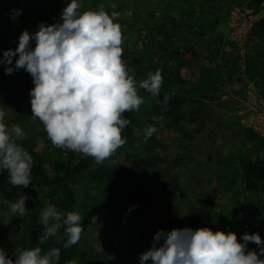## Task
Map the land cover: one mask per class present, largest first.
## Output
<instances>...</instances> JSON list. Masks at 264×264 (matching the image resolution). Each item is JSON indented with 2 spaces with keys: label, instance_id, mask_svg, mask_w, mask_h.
I'll return each mask as SVG.
<instances>
[{
  "label": "trees",
  "instance_id": "1",
  "mask_svg": "<svg viewBox=\"0 0 264 264\" xmlns=\"http://www.w3.org/2000/svg\"><path fill=\"white\" fill-rule=\"evenodd\" d=\"M61 1L64 2V9L69 0ZM88 1L77 0L79 10L103 8L109 15L118 14L114 22L120 24L123 37L129 30L135 32V17L143 24L140 50L136 47L137 52L123 51L122 56L129 74L137 82V92L143 103L138 110L123 114L129 121L122 130L126 143L103 162L98 163L90 156L54 147L44 130L36 143L31 139L23 147L32 157V182L27 188L12 187L18 196L23 194L29 197L25 203L28 211L24 219L29 240L24 244L29 249L39 246L42 253L59 248L58 264H70L71 261H76V264H105L112 240H105L101 251L82 249L91 223L89 211L92 216L103 214L100 209H104L107 217L117 214L124 220L132 218L141 229L137 236L138 248L147 251L152 247L154 235L164 226L172 224L159 205L167 196L183 195L177 175L170 166H164L167 163L164 159L153 153V141L148 146L140 145L142 140L139 134L151 125L163 124L164 128L189 140L192 135L188 134V127L193 128L194 135L206 129L210 113L205 102L213 100L216 94L224 97L236 93L244 83L240 71L241 57L229 40V33L226 37L231 9L244 7L258 13L264 0ZM113 1H118L121 6L122 1H127L130 8L123 7L125 10L123 12L122 9L121 14L115 7L117 12H114ZM136 2L139 6H136ZM54 17L55 14L47 12L37 13L32 17L35 24L29 33L38 31L40 23L51 25ZM0 38L9 40L11 37L0 35ZM18 42L12 40L11 44L0 46V60L5 51H15ZM248 44L250 52L245 64L254 86H258L264 79V17L254 23ZM31 46L35 47L34 41ZM212 57L216 63L209 72L193 81L183 77L182 71L191 68L193 61ZM17 58L13 57L12 65L8 67H14ZM4 68L5 65L0 63V73H3L0 76V109L5 112L3 122L11 112L22 111L24 105L30 103L29 93L34 87L31 76L23 69H14L13 74L8 75ZM156 70H160L163 77L157 98L139 88V82L146 79L149 72ZM165 96L168 97L167 103ZM242 135L245 144L249 145L252 158L241 170H232L224 164L221 166L216 189L225 199L220 209L212 211L214 204H210L211 210L206 218L208 222L192 213L188 224L183 223L176 229L212 227L213 231H231L241 243L243 234L256 233L264 242V139L252 128H245ZM39 143L41 148H38ZM119 151H130V154L120 161L116 159ZM235 183L242 186V195L234 190ZM48 204L55 205L64 214L78 212L81 215L83 231L76 244L64 248L67 237L63 225L56 236L50 237L44 244L38 243L44 231L40 215ZM247 249L257 252L258 258L264 259V256H259L260 249L256 244L248 243Z\"/></svg>",
  "mask_w": 264,
  "mask_h": 264
},
{
  "label": "clouds",
  "instance_id": "2",
  "mask_svg": "<svg viewBox=\"0 0 264 264\" xmlns=\"http://www.w3.org/2000/svg\"><path fill=\"white\" fill-rule=\"evenodd\" d=\"M79 9L77 0H69L61 12V22L40 23L34 34L23 31L15 51H5L0 63L5 65V74L23 69L31 76L32 117L42 123L52 145L90 156L100 163L126 143L122 130L129 121L123 114L138 110L143 100L122 59V30L114 22L118 14L109 15L103 8L83 12ZM13 57H18L14 67H8ZM162 82L161 71L156 70L139 82V88L158 95ZM167 100L165 96V103ZM4 117L5 112L0 109V171H7L12 186L27 188L32 182V157L17 143L27 137L19 126L8 127ZM156 131L155 127H147L145 139ZM28 199L20 194L15 201H8L9 211L18 217L25 216ZM81 219L78 212L64 214L48 204L40 215L44 231L38 243L44 244L56 236L63 225L67 237L63 246L69 248L81 237ZM240 240L243 242L231 231L213 232L207 227L160 230L153 237L152 247L140 255L139 262L264 264L257 252L247 249L248 243H254L260 249L259 256H264V242L259 234L245 233ZM13 256L14 260L0 248V264H58L60 249L51 248L46 253L39 246L16 249Z\"/></svg>",
  "mask_w": 264,
  "mask_h": 264
},
{
  "label": "rangeland",
  "instance_id": "3",
  "mask_svg": "<svg viewBox=\"0 0 264 264\" xmlns=\"http://www.w3.org/2000/svg\"><path fill=\"white\" fill-rule=\"evenodd\" d=\"M93 2L96 1H88V3ZM62 3L64 2L61 0H0V35L11 37L9 40L0 38V46L11 44L12 40L18 42L23 31L31 32L30 28L35 24L32 17L37 13L55 14L50 22L51 25L61 22ZM136 6H139L137 2ZM115 7L122 14L123 7L130 8V4L122 1L121 6L118 1H113V11L117 12ZM242 9L236 7L231 9L226 26V37L230 26L239 46H244L246 60L250 52L248 39L256 18L254 14ZM134 19L137 20L134 21L135 32L129 30L124 34L126 37H123L122 48L125 53L137 52L136 47L140 50V44L143 42L141 38L143 34H140L143 31V24L137 17ZM215 63L213 57L195 60L191 68L182 71V75L187 81H193L199 75L209 72ZM240 71L244 83L236 93L232 92L224 97L216 94L213 100L205 102L210 115L206 129L201 134L194 135L193 128L188 127L187 132L192 135L188 140L177 132L164 128L163 124L151 125L157 131L147 139H145V130L139 134L142 147L146 144L148 146L150 141L154 142L153 153L167 162L164 166L168 165L173 169L182 190L183 195L167 196L161 201L163 204L159 205L168 220L172 222L163 227L165 232H170L183 223L188 224L192 213L202 216L203 221L208 222L206 218L211 210L210 204H214L212 211H218L225 199L216 189L217 174L221 166L224 164L232 170H241L251 161L252 153L249 145L243 140V130L255 127L264 134V79L258 86H254L245 63L240 65ZM1 75L3 73H0ZM154 97L157 98V95ZM29 105L30 103L25 104L22 111L11 112L4 121L8 127L17 125L23 130L27 138L17 141L22 147L31 139L36 143L39 134L44 130L42 123L32 117ZM38 148H41V143L38 144ZM129 154L130 151L126 153L119 151L116 159L122 161ZM234 190L238 195H242V186L239 183L234 184ZM16 199L18 195L8 181L7 171H0V248H3L13 260L14 250L29 249L24 244L29 240V232L24 223L26 215L18 217L9 211L7 202ZM100 213L103 214L92 216L90 211L88 212L91 223L82 249L89 251L93 248L94 251H101L104 241L112 240L105 264H140L139 257L147 250L138 248L137 236L141 229L134 220L132 218L124 220L117 214L107 217L104 209H100ZM209 229L213 231L212 227ZM116 248L119 250L117 251ZM146 264H151V261H147Z\"/></svg>",
  "mask_w": 264,
  "mask_h": 264
},
{
  "label": "built area",
  "instance_id": "4",
  "mask_svg": "<svg viewBox=\"0 0 264 264\" xmlns=\"http://www.w3.org/2000/svg\"><path fill=\"white\" fill-rule=\"evenodd\" d=\"M235 8V7H234ZM236 8H243L242 10H245V11H248V12H250V14H254V18H256V21L257 20H259V19H261L262 17H264V1H263V3H262V5H261V7H260V10H259V12L258 13H255V12H253V11H251V10H248V9H246V8H244V7H236ZM231 13V12H230ZM255 21V22H256ZM254 22V23H255ZM254 23H253V25H254ZM228 26H229V23H228ZM253 27V26H252ZM229 40H230V42L231 43H233L234 45H235V48H236V50H237V52H238V54H239V56L241 57V60H240V65H242V63H245V55H244V46L242 47V45H240L239 46V44H238V42L236 41V39L234 38V34H233V31H232V29H231V27L229 26ZM249 128H251V127H249ZM261 138H263L264 139V134L262 133V132H259L255 127L254 128H252Z\"/></svg>",
  "mask_w": 264,
  "mask_h": 264
}]
</instances>
